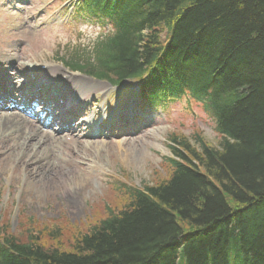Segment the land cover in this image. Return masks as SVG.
Here are the masks:
<instances>
[{
  "label": "trees",
  "instance_id": "16d2710c",
  "mask_svg": "<svg viewBox=\"0 0 264 264\" xmlns=\"http://www.w3.org/2000/svg\"><path fill=\"white\" fill-rule=\"evenodd\" d=\"M68 1L103 32L65 48V69L136 82L154 107L187 98L219 142L170 136L164 176L115 188L69 249L58 228L30 220L23 238L1 218L0 264H264V0Z\"/></svg>",
  "mask_w": 264,
  "mask_h": 264
},
{
  "label": "rangeland",
  "instance_id": "374dc122",
  "mask_svg": "<svg viewBox=\"0 0 264 264\" xmlns=\"http://www.w3.org/2000/svg\"><path fill=\"white\" fill-rule=\"evenodd\" d=\"M69 2L0 0V75L9 73L17 77L15 81L23 86L22 91H25L32 69L40 66L59 68V75L65 79L74 75L106 84L101 92L86 93L77 98L82 99L83 106L79 111L82 114L86 111L85 120H90L92 113H97L95 119L100 121L102 114L116 115L124 106L133 108L132 118L118 129L120 131L109 127L106 121V128L116 132L115 136L109 133L88 138L85 133L82 137L74 134L71 138L58 133V124L55 126L54 123V131H49L41 130L31 122L39 134L31 137V147L27 151L21 150L17 143L0 141V218L5 217L2 222L7 223L11 234H23V238L30 220L39 229L58 228L61 232L58 241L63 249H69L67 243L74 240L77 233L83 234L94 217L101 215L107 203L116 204L115 188L122 184L141 188L143 184L155 183L164 176L161 161L170 155V136L192 139L198 135L212 146L219 142L212 118L187 98L164 104L163 111L148 109L147 105L133 98L136 96V82H127L117 90L105 81L70 73L63 68L56 57L62 55L65 48L88 46L101 34L100 27L91 21L81 18L72 21ZM78 86L76 83L64 84L63 91L76 98ZM10 89L6 88L5 92L9 96L13 94L18 101L21 90L14 91V86ZM11 106L12 103L7 104L1 114H18L9 109ZM19 134L26 136L28 131L22 127ZM121 140H127L122 150L108 146L110 142ZM82 144L93 147L87 151L85 147H79ZM50 151L53 153L49 154ZM79 158L88 160L84 161L89 167L85 169L87 171L76 167ZM37 164L39 167L47 165L53 173H44L41 179L35 174Z\"/></svg>",
  "mask_w": 264,
  "mask_h": 264
},
{
  "label": "bare ground",
  "instance_id": "6f19581e",
  "mask_svg": "<svg viewBox=\"0 0 264 264\" xmlns=\"http://www.w3.org/2000/svg\"><path fill=\"white\" fill-rule=\"evenodd\" d=\"M32 74H36L39 75V77L42 76L43 73H40V71L38 69H32L31 71ZM60 73V69L56 68V67H50L49 71L45 72L44 76L46 78H48L49 80H52L56 85H57V89L58 91L61 93H64L65 96L69 99V105L70 108L73 109L74 108V104H78L79 102H81L82 99H77L79 97V95H85L86 93H96V92H101L103 90H105L106 88V84L100 83V82H95L92 81L90 79H87L85 77H81V76H74V75H68L67 79L63 78L62 75H59ZM6 76L4 77L5 80H13L12 84L13 86H15L17 89H20L21 86L18 85V83H16V79L17 77H13L11 75L5 74ZM65 80V81H63ZM20 83V81H19ZM52 83V84H54ZM78 84V91L77 93H75L76 98H73L72 95L69 96L65 91H63V85L64 84ZM171 101H175V100H171ZM169 101V102H171ZM14 110V109H12ZM45 111H46V107H45ZM3 110H0V141L1 140H6L8 142H12L13 144L19 145V148L24 151H27L30 147H31V137H35L36 134H39V130H36L33 128L32 124H31V119L30 118H25L20 114H26L24 111L21 110L20 113L16 114H9V113H3ZM6 114V115H4ZM49 118L53 117L54 114H51V112H47ZM97 113H92V116H96ZM102 116H105L102 114ZM102 118V117H101ZM113 120V119H111ZM59 121V120H58ZM63 122V119H60V122ZM61 122V124H62ZM35 126H37L39 129H43L44 128V124L43 122L39 121V119H37L35 117L34 121L32 122ZM117 124L114 120L112 121V125ZM119 125V124H118ZM81 126H78L77 129H75L74 131H68L69 134H67V136H71V138L73 137V135H80L82 134V130H81ZM100 126V124H99ZM22 127L25 128V131H28V134L25 136L24 134H19L20 130L22 131ZM60 132H62V136H65V129L61 127ZM106 133L111 132V130H106ZM19 134V135H18ZM106 135V134H105ZM88 136V135H87ZM46 137L47 134H46ZM39 137H37L38 139ZM127 144V140H121L118 142H110L108 144V146L112 149H121L122 150V145H126ZM16 147V146H14ZM79 147H85L84 149H86L87 151H89V149H91V144H87L84 146V144L79 145ZM36 150L39 153V141L36 142ZM53 153L52 151H50L49 154ZM86 157V156H85ZM84 161H88L79 158V160L76 163V167L79 168L80 171H87L85 170L86 168H89ZM75 164V162H74ZM52 168H49L47 165L46 166H40L37 164L36 165V170H35V174H37V176L39 175V177L41 178L42 175L44 173L48 174V173H53V170H51ZM60 174H63L62 172H59ZM43 179V178H41ZM78 182H81L80 180H78ZM82 183V182H81ZM72 196V195H71ZM72 199V198H70ZM73 200V199H72Z\"/></svg>",
  "mask_w": 264,
  "mask_h": 264
}]
</instances>
